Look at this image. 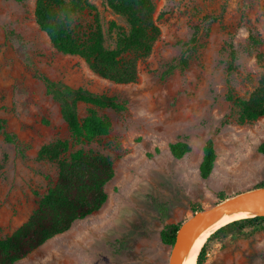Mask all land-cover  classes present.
I'll use <instances>...</instances> for the list:
<instances>
[{
  "label": "rangeland",
  "instance_id": "1",
  "mask_svg": "<svg viewBox=\"0 0 264 264\" xmlns=\"http://www.w3.org/2000/svg\"><path fill=\"white\" fill-rule=\"evenodd\" d=\"M89 1L93 8L80 16V27L99 24L106 45L114 47L118 29L128 27L125 18L106 0ZM153 2L160 36L140 62L137 80L118 84L80 56L57 51L35 20L36 0H0V120L25 149L24 157L0 133V238L29 218L56 180L58 165L38 159L40 148L70 139L59 103L39 75L85 85L123 105L122 110L97 108L109 119V132L73 146L113 161L105 204L16 264H169L174 243L162 239L168 224L181 225L195 205L212 207L264 180L259 151L264 116L241 123L227 98L230 90L249 98L264 73L258 59L264 54V0ZM195 34L200 43L182 69L183 43ZM252 36L262 42L253 45ZM87 108L80 104L82 118ZM209 138L217 158L203 179L200 164ZM178 140L191 146L182 158L169 149ZM203 264H264V228L243 238L215 237Z\"/></svg>",
  "mask_w": 264,
  "mask_h": 264
},
{
  "label": "trees",
  "instance_id": "2",
  "mask_svg": "<svg viewBox=\"0 0 264 264\" xmlns=\"http://www.w3.org/2000/svg\"><path fill=\"white\" fill-rule=\"evenodd\" d=\"M106 2L114 12L125 18L128 26L118 29L112 48L106 45L105 34L99 24L80 27V16L87 8H93L89 0H36L34 16L57 51L80 56L96 73L111 82L133 83L138 78L140 62L149 57L160 36V27L154 18L155 5L153 0ZM211 18L218 19L216 16ZM207 30L209 32V28ZM251 42L259 45L262 39L252 36ZM199 43L197 34L183 43L186 48L179 64L182 69L188 67L192 50ZM235 59L236 53L232 50L231 69L235 68ZM258 59L264 62V54L259 53ZM39 78L45 82L48 93L59 103L70 139H57L40 148L38 159L57 163L56 180L40 197L29 218L12 234L0 238V264H16L54 236L67 231L74 222L98 211L107 200L106 185L114 176L113 161L109 156L91 150H73V146L92 142L109 132L111 123L98 113L97 108L122 110L123 105L114 97L92 91L85 85L73 86L46 75H39ZM227 98L238 111L239 122H250L263 117L264 73L259 86L249 98L237 97L232 90ZM81 103L88 106L84 118L80 116ZM0 133L5 141L18 146L25 157V149L18 136L6 128L4 119L0 120ZM169 149L175 158H182L191 150V146L186 140H178L171 143ZM259 151L264 155V142L260 144ZM216 158L215 142L209 138L200 164L203 179L211 175ZM263 186L264 180L257 187ZM201 209L200 204L194 207V211ZM180 226L168 224L162 233L163 241L174 243ZM258 228H264L262 215L234 220L220 227L202 247L197 264L204 263L209 242L215 237L243 238Z\"/></svg>",
  "mask_w": 264,
  "mask_h": 264
},
{
  "label": "water",
  "instance_id": "3",
  "mask_svg": "<svg viewBox=\"0 0 264 264\" xmlns=\"http://www.w3.org/2000/svg\"><path fill=\"white\" fill-rule=\"evenodd\" d=\"M244 209H264V186L241 192L212 207L198 210L191 215L177 231L169 264H183L194 240L216 214ZM258 215L264 216V214Z\"/></svg>",
  "mask_w": 264,
  "mask_h": 264
},
{
  "label": "bare ground",
  "instance_id": "4",
  "mask_svg": "<svg viewBox=\"0 0 264 264\" xmlns=\"http://www.w3.org/2000/svg\"><path fill=\"white\" fill-rule=\"evenodd\" d=\"M258 214H264V209L259 210H236L230 213H219L216 214L208 224L201 230L196 239L194 240L190 251L184 260L183 264H197L198 255L208 240V238L220 227L230 223L234 220L255 216Z\"/></svg>",
  "mask_w": 264,
  "mask_h": 264
}]
</instances>
